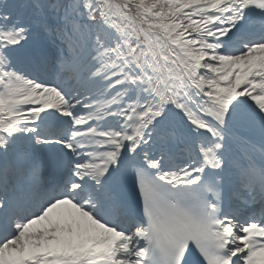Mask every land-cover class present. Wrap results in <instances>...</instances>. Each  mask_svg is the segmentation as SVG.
<instances>
[{
  "label": "snow or ice",
  "instance_id": "6c2138e0",
  "mask_svg": "<svg viewBox=\"0 0 264 264\" xmlns=\"http://www.w3.org/2000/svg\"><path fill=\"white\" fill-rule=\"evenodd\" d=\"M0 264H264V0H0Z\"/></svg>",
  "mask_w": 264,
  "mask_h": 264
}]
</instances>
